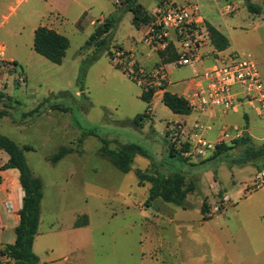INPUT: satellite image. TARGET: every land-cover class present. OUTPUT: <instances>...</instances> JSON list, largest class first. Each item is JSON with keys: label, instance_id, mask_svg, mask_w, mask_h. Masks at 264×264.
<instances>
[{"label": "rangeland", "instance_id": "1", "mask_svg": "<svg viewBox=\"0 0 264 264\" xmlns=\"http://www.w3.org/2000/svg\"><path fill=\"white\" fill-rule=\"evenodd\" d=\"M46 1L27 0L19 13L28 7L33 16L12 35L4 29L0 32V45L6 46V57L18 59L19 70L23 67L28 75V84L17 82L10 91L18 104L10 105L8 116L18 126L5 119L6 123L0 121V133L9 135L21 147H34L33 151H25V156L31 171L44 182L42 230L62 232L60 236L54 234L50 242L66 248L71 264H141V243L154 241L156 236L169 239L175 230L170 228L179 225L183 228L174 232L173 239L190 244L195 258L207 255L223 264H264V187L251 190L249 185L247 196L237 195L236 191L252 179L254 168L246 166L247 160L254 158L247 154L249 148H254L251 139L230 156L225 152L216 158L171 157V149L178 148L165 131L180 124L176 123L179 117L161 102L150 104L142 100L144 87L128 76L126 61L114 55L118 46L124 51L134 48L135 52H126L133 55L136 67H142L138 59L145 52L148 54L143 58H151L149 65L157 62L158 53L142 43L148 24L137 27L133 11L117 7L112 0H48L50 7ZM139 1L147 8L158 2ZM56 9L62 11L57 15L60 21L57 28L70 41L61 65L53 64L34 50V29L46 23ZM108 18L116 22L106 36V46L88 45L97 27ZM233 18L219 15L220 21ZM239 20L243 28L234 39V48L254 57L264 81V6L257 15L245 11ZM189 76L187 69H179L172 81ZM30 91H36L37 96L26 95ZM38 100L45 101V108L24 118L23 114L34 109ZM6 110L0 103V112ZM244 110L252 118L256 116L247 107ZM143 114L147 117L143 128L138 129L131 121ZM103 140L113 150L130 143L140 145L146 156L137 157L133 170L123 173L101 156ZM62 147H71L74 152L57 164L46 160ZM243 148L248 149L242 151ZM229 165L233 166L232 171ZM138 169L165 176L180 173L187 185L193 184L196 189L189 194L185 207L159 199L151 201L148 207L150 185H139ZM215 175L218 188L233 193L234 207L223 217L224 226L228 227L224 248L216 245L198 222L202 219L203 205L209 206V202L223 196L212 188ZM171 209L178 212L175 216L178 222L172 226L170 217L165 215ZM77 216L80 223L88 217L91 222L79 237L70 228ZM77 243L88 247L82 253L70 254ZM53 257L55 261L61 259L59 251Z\"/></svg>", "mask_w": 264, "mask_h": 264}, {"label": "built area", "instance_id": "2", "mask_svg": "<svg viewBox=\"0 0 264 264\" xmlns=\"http://www.w3.org/2000/svg\"><path fill=\"white\" fill-rule=\"evenodd\" d=\"M117 7H124L125 0H112ZM222 12L234 15L240 10L236 1L224 2ZM142 43L156 51L174 54V60L151 69L136 67L133 55L116 48L115 56L126 61V72L130 78L144 87L145 91H162L170 74L176 70L190 68L193 71V91L183 97L193 114L205 115L217 112L223 116L236 113L247 107L260 118H264V81L253 56L244 52H207L211 42L210 32L198 5L186 1L161 0L152 20L142 37ZM4 46H0V94L9 84L24 83V77L15 61L6 57ZM167 57V56H166ZM210 61L211 63H207ZM206 128L196 122L190 129L189 137L183 141L184 129L181 124L171 126L169 138L180 150L185 145V158H205L213 154L218 146L241 139L247 132L238 126L222 128L217 141L205 136ZM250 187V186H248ZM247 187L246 192L249 191ZM253 188L264 187V166L256 173ZM232 205L229 195L209 203L210 215L226 213Z\"/></svg>", "mask_w": 264, "mask_h": 264}, {"label": "crops", "instance_id": "3", "mask_svg": "<svg viewBox=\"0 0 264 264\" xmlns=\"http://www.w3.org/2000/svg\"><path fill=\"white\" fill-rule=\"evenodd\" d=\"M26 1L27 0H0V32L4 29L7 34L12 35L13 31L17 30L20 24L21 25L26 24L28 17L33 16V13L31 12L29 13L28 11V9L31 10V8H28V7L24 10V12L21 15L19 13V11L25 7ZM175 1L178 2L179 4H184L186 1H189L193 4L198 5L200 10L202 11V14L204 15L207 25L209 24V25L214 26L216 29L222 32L229 39L230 47L227 50L223 51V53L237 52L236 49L234 48V39L237 37L238 31L243 28L239 20L240 15H242V13H244L245 11H248L250 14L257 15L261 13L262 6H264V0H175ZM229 1H236L240 4V10L234 15H225L222 12L221 8H222L223 3L229 2ZM137 2L138 4L143 6L144 10L147 12L148 16L152 20V16L155 10L157 9L159 3L161 2V0H158V2L152 8H147L145 4L141 3L139 0H137ZM259 4H261L262 6L260 7ZM46 5L50 7V2L48 0L46 1ZM53 12L54 13L51 14V16L47 18L46 23L40 24L38 27L44 26V27L55 30L56 32L62 34V30L57 28V25L60 22L58 20L59 16L57 15H60L62 11L56 9ZM219 15H222L225 17L227 16L234 17V18L233 20H229V21L227 20L220 21ZM43 16H44L43 18H46L45 14ZM148 25H147V28H148ZM38 27H36L34 31ZM0 46H4L5 51H6L5 45H0ZM126 51L135 52L134 48L132 50H126ZM205 51L215 52L217 50L214 48L213 44H210L206 47ZM145 53L148 54L147 52ZM146 54L139 56L138 60L140 61L141 66L148 70H151L159 66L163 62L159 56V60L157 62L153 61V63L149 65V63L147 62L151 58H143V56H145ZM9 59L19 64L18 59L14 57H11ZM207 63H211V62L208 61ZM20 68H21L22 75L24 77L23 84H28V75L25 72L23 67H20ZM184 69H187L189 71L190 76L188 78H183V79H180L174 82L172 81V77L176 74L177 70L172 72L167 80L166 85L162 89V91L157 92L156 94L154 93L150 104H153L155 101L163 103V96L165 92H170L179 97H185L186 95L190 94L193 91L194 89V86L192 83L193 71L190 68H184ZM178 86L183 87V89H181L180 91L178 89L176 90V87ZM12 88H13V84H9L6 90L4 91V94L7 95L8 97H12L10 94V91ZM26 95L30 97H36L37 93L36 91H30ZM35 105L36 106L34 109H32L28 113L23 114L24 118L32 116L36 112L37 113L41 112V110L45 108V101L38 100ZM150 111L152 112L151 108H150ZM9 117L10 116L0 118V121H5L6 123L5 119H7V121L10 122L12 125L18 126V124L14 122L13 120L10 121ZM175 117H179L176 123H180L183 126V129H184L183 141H185V139L189 137L188 134L193 124L196 122H199L206 128L205 136L212 141H217L219 139L220 133L223 127L238 126L240 128H244L247 130L245 135L250 137L252 143L254 144V148H260L264 144V118H260L257 115L254 118H252L251 115L247 111L244 110V107L241 108L239 112L230 113L225 116L214 111V112H211L205 115H196V114L191 113L190 115H175ZM170 128L171 127H167L165 133H168ZM0 134L4 136H9L3 133H0ZM241 147H244V146H241ZM238 148L239 147H237V149ZM245 149H248V148H243L242 151ZM234 150H236V148L226 153L228 155L229 154L232 155L233 154L232 151ZM71 154L72 153L68 154L63 159H61L59 162L66 159ZM212 156H214V154L208 155V157H212ZM49 158H47L46 160L48 161ZM9 159H10L9 155L0 149V251L6 246L12 245L16 242V229L20 224V219H21L20 212L23 207V198H24V191L20 183V172L17 169H6V165L8 164ZM192 162L196 163L194 160H192ZM226 164L227 163H223L222 166H226ZM247 165L252 166L254 168L251 173L252 179L250 180V182L248 181V183H245L244 186L237 188L236 190L237 195L247 196L246 189L254 181L257 171L264 166V158L262 159L261 158L260 159L259 158L258 159L249 158L246 162V166ZM229 169L232 171L234 168L232 165H229ZM197 175H199V173H197ZM193 176L194 174H192V177ZM42 183H43V192H44L43 180H42ZM212 188L216 190L215 193L222 192V195H226V194L229 195L233 202V193H228L226 189L218 188L217 175H215V181L212 183ZM188 199H189V195L187 197L186 202L188 201ZM43 200H44V194H43L41 208H40L41 209L40 226H39L38 235L34 241L33 251L40 259L39 264H62V263L71 264L69 263L71 260L70 255L66 254V251H65L66 248L60 245H55L57 246L55 247L50 242V238L53 237L54 234L55 235L59 234L60 236L62 232L61 231L56 232V230L54 229H49L48 231L42 230ZM233 207L234 206L232 204L226 213H228L230 209ZM209 212H210L209 206H207L206 211H203L202 209L201 210L202 219H199L198 222L201 224L202 228L204 227L209 232L211 238L216 242V245H218L220 248H224L225 247L224 236L228 231L227 229L228 227L224 226L225 221L223 220V217H225L224 215H226V213L219 214V215H210ZM166 213L167 214L165 215L170 217L168 220L170 223V226H172L171 224H175L176 222H178L175 218V216L178 215L177 210L171 209L169 212L166 211ZM156 217L158 216L156 215ZM78 222H80V220L78 219V216L74 217V220L70 228L71 230H73V234H76L79 237V234H81L84 229L86 230L90 226L91 222H90L89 217L86 219V221L82 222L81 226L76 225ZM182 228L183 227L179 225L175 226V228L171 227L170 230L172 231L174 229L175 230L171 232L173 234H171L169 239L165 237L162 238V237L156 236L154 238L155 239L154 241L147 240V243L144 245L142 242L141 245L143 249L142 251L143 257L141 259V262H142L141 264H145L146 261H149L152 264H223V261L217 260L216 258L212 256L204 255L202 258H195L193 256V252L191 250L190 244H188L187 242L182 243L181 241H175L173 239L174 232L178 233V231ZM160 229H162V227ZM163 229H167V228H163ZM87 247H88L87 244L83 245V244L77 243L74 247V250L70 251L69 253L71 254L74 252V254H79V253H82V251H84ZM72 248L73 247L71 246V249ZM56 251H59V256L61 258L57 261H55L54 260L55 258L53 257ZM167 256H169V258ZM230 261L232 262L233 259H230ZM1 264H13V263L8 259H1Z\"/></svg>", "mask_w": 264, "mask_h": 264}, {"label": "trees", "instance_id": "4", "mask_svg": "<svg viewBox=\"0 0 264 264\" xmlns=\"http://www.w3.org/2000/svg\"><path fill=\"white\" fill-rule=\"evenodd\" d=\"M125 7L134 13V24L138 27L142 23L149 24L151 18L144 10L143 6L138 4L137 0H125ZM116 20L108 18L104 24L97 27L90 38L88 45L97 43L99 47H105L107 43V34L115 27ZM211 36V42L218 52H223L230 47L229 39L218 29L212 25H207ZM70 47L69 39L44 26H40L35 30L34 50L37 54L46 58L56 65H61L66 56L67 50ZM119 48V47H118ZM121 49V48H120ZM161 59L165 62L174 60L175 55L159 53ZM167 56V57H166ZM17 64V63H16ZM18 65V64H17ZM19 66V65H18ZM118 68H120L118 66ZM155 90L144 91L141 95L142 100L150 103ZM0 103L5 108V112H0V118L8 116L11 104L18 102L5 94H0ZM163 104L172 111L175 115H190L191 111L187 102L183 97H179L170 92H165L163 96ZM147 115H139L131 121L134 127L143 128V122ZM250 143V138L244 135L241 139L235 140L229 144H224L217 147L213 153L215 158L223 155L225 152L231 151L237 147L245 146ZM0 149L6 152L10 159L6 165V169H17L20 172V183L24 191L23 207L20 212V224L16 229V242L8 245L0 251L1 259H8L13 264H39L40 259L33 251L35 238L38 235L40 220H41V202L43 198V183L42 180L35 176L31 171L25 151H33L31 146H19L15 141L7 136L0 134ZM248 155H252L258 159L264 154V144L261 148H249ZM188 150L185 145L183 149H171V157L183 158V153ZM255 151V152H254ZM74 149L62 147L59 151L49 158L53 164L58 163L61 159ZM100 154L103 158L108 159L119 171L129 173L133 170V164L137 157L146 156L144 149L137 144H125L117 150L108 148V142L103 140V147L100 149ZM139 185H150L149 199L147 206L154 200H161L167 204H172L178 207H185L188 195L195 191L193 184L187 185L186 178L180 173L170 175H162L159 172L151 173L141 169L136 170ZM207 205H203V211H206ZM86 221V220H85ZM77 226L82 223L78 222Z\"/></svg>", "mask_w": 264, "mask_h": 264}]
</instances>
